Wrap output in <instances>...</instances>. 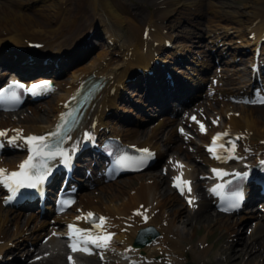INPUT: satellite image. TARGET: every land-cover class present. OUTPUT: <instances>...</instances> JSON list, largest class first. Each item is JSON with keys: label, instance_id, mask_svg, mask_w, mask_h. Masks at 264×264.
<instances>
[{"label": "bare ground", "instance_id": "bare-ground-1", "mask_svg": "<svg viewBox=\"0 0 264 264\" xmlns=\"http://www.w3.org/2000/svg\"><path fill=\"white\" fill-rule=\"evenodd\" d=\"M59 1L58 10H54L53 12L55 13L54 19H58V21L54 22L50 20L51 26L49 25L47 26V29H43L40 24V21L42 20H37L23 11L24 6L26 5L27 8L29 6L28 4L23 6V3L22 6H20L21 4L14 6L15 4L13 5V0H0V47L2 48L4 42L8 43V46H10L12 50L9 58L16 62L15 65H18L21 62L26 63L25 65L21 64L19 66H14V68L11 69L14 70V72H29L32 69H38L35 74H39L38 72L42 73L35 76V79L26 81L27 85H32L36 81L40 82L48 80L49 83L51 82L60 87L59 92L56 93L53 98L48 100V109L39 112V106L29 108V113L25 112V114L21 113L16 115L18 123L13 122L11 116L9 117L7 115L4 121L2 118L0 120L1 130H7L8 127H20L23 128V133L27 136H33L28 135L32 133L41 134L48 130L58 122L56 121V117L57 113L61 112V105L74 94L75 89L78 88L84 79L90 75L100 78L101 83H103V89L89 105L81 125H85L93 120L92 122H97L98 126H102L103 128L107 126L108 122L105 123L103 121L104 111L110 106L115 107L117 99H123V90H127V84L124 81L126 78L131 79L130 84L135 83L133 87L145 85L147 89L151 88L149 96L154 99L161 98L162 96L166 97L170 94L165 91L178 90L185 92L183 83L186 81L182 78L175 76L173 86L170 85L167 87L166 85H169V82L163 76L165 70L168 71L167 68L173 64L170 62L173 56H175V60L179 58V60L174 63L175 65H179V62L182 64L184 60L182 57L178 56V54L184 57L186 51H188L184 42L179 40L180 36L178 38L177 34L174 32L172 33L167 25H170L173 29L176 28V32H178L177 30H179L181 25L180 17H185L186 20L191 23L190 20L192 19V13L189 12H192L193 7L197 8L202 0H142L152 5L151 14L154 13L153 16H149L146 24L145 20L142 22L140 21L141 19L139 20V10L138 12L133 13L129 8V5L132 2L131 0H81V3L79 2L81 4L80 8L84 10L85 13L89 10L96 13V17L92 19L94 21L87 20L88 24L85 25V27L89 28L90 26V29L97 28V30L92 33L94 35L93 37L96 38H99L101 32L104 31L109 46L107 45V51L97 54L92 59L90 58L91 60L87 65L79 66L70 71L69 74L71 75L69 79L63 83L60 82L61 80L56 81L53 79V76L51 75V73L54 72L53 65H66L70 62H68L67 58L71 59L77 56L76 58L80 59L81 57L87 56L88 46H82L78 49L77 46H74L75 50L69 51L63 49L64 42L59 37V34L63 30H60L71 28L75 25L77 13H75L74 19H70L69 12L73 11V5L71 2H75L76 4V1L78 0ZM209 1L210 3L208 4L214 6L215 3L212 4L211 0ZM83 3H85V5ZM259 3L260 5L257 9L253 8V10H248L247 12L252 18L246 29V37H251V40L248 39L247 45H242V42L238 40L236 44H239V46L231 47L232 44L230 42L232 40H229L231 37L229 32L225 31L221 34L225 40L229 41L228 45L234 54V58L238 52H243L244 49L250 46L258 47L261 39L264 38V0L257 2V4ZM42 7L39 6L38 9L41 10ZM46 7L48 8V6ZM181 7L183 9L179 10ZM212 14L214 24L215 22L219 23L220 20L226 21L225 16L219 15V12L217 14L212 12ZM40 16L44 17L45 14L40 13ZM64 16H67V18L64 19ZM86 17H88V15H86ZM67 19L73 20L74 23L68 24L66 22ZM212 19L210 20L212 21ZM58 22H60L59 25ZM219 28L224 29L222 25H214L215 30H219ZM99 29L102 31L100 32ZM139 29L142 33L145 30H148V37L146 39L143 38L142 34L141 37L137 35ZM242 31H245V28H243ZM242 31H236V36L240 37V39L245 35H243ZM34 34H38L39 36L44 37V40H48L49 46L46 48L47 54H42L41 51L38 53L32 52L26 48V39L33 40L38 37H35ZM174 40H179L176 42V46L173 44ZM243 42L245 43L244 40ZM225 44L227 45V42ZM167 45L170 47V50H172L173 55L162 60L159 56L162 51L169 50ZM173 46L175 47L173 48ZM188 47L191 49V46ZM255 47H253V49H255ZM57 51L61 52L56 53ZM53 53H56L54 57L51 55ZM156 54L158 55L156 56ZM221 56L222 51L214 58L217 59ZM60 57L62 58L59 59ZM0 58L3 57L0 55ZM205 62L206 61H204V63ZM2 63H10V60L0 59V64ZM204 63L202 61L197 64L202 65ZM197 64V68H201ZM50 65H52V69ZM206 65H208V63ZM182 69H184V67H182ZM6 80L7 82H10L18 79L15 74L12 73L10 75L7 74ZM59 104L61 105L59 106ZM223 107L225 108L220 107V109H218V112L222 116V122H204L203 125L205 131L202 132L200 129L196 130L202 139L201 142L208 144L209 140H211V137H208V135L211 133V129L216 128V131L221 133H228L231 131L233 133L232 135L235 134L240 136L243 139L241 142L243 149L246 144L258 151H263L264 108L242 106L237 110L240 114L235 116L234 114L236 110H233L229 104H226ZM131 108L129 110L130 112H132ZM41 110H43V108ZM63 110L64 108L62 111ZM140 119L143 120L144 123L149 121L148 119L141 117ZM225 120L226 123H224ZM166 125L165 122H162L151 132L146 131L145 128L135 130L129 128V130H125L128 135H123V137L126 142L131 140L132 143L133 141L134 143H145L144 145L153 148L160 154L162 141L165 143L164 145L166 147L170 148L172 147L170 144L176 141L175 131L167 134L166 139L159 136L158 128L162 131V128ZM10 134L13 136L16 135V133ZM112 134L119 137V134H116L115 132H112ZM141 139L143 140L141 141ZM178 150L179 148H177V151ZM180 154L184 159L190 158L189 154L186 152H180ZM8 159V157L3 158L5 161ZM211 162L215 163L216 160H211ZM2 164L3 163L0 162V168H2ZM5 164L6 166L3 167L4 170H14L15 166H11L9 162H6ZM159 174L157 172L154 174H147L148 178L140 176L142 178H138L136 184H133L132 182L134 179H131V182H126V180H124L122 184L114 183L118 192L113 193L115 191L111 188L113 184L108 186V189L105 191L111 193V197L108 196L109 198L104 197L95 200H93L94 198L91 199L84 196L79 198L77 207L79 212L72 216V219L67 221V223L73 222V226L78 229L89 231L92 235H96L97 230L92 228V225L87 224V214L91 212L97 217L103 216L106 218L102 229L99 231L103 233H112L114 235L107 248L108 251L105 252V249H99L98 251L100 256L109 254L111 258L106 259L108 260L107 264H178L179 258L182 256L184 258L185 252L183 249V241L190 231L187 230L186 226H193V219L187 216H184L185 219H183L180 214L181 212L179 213L177 208H173L176 197L173 193H170L169 190H167L166 185H160L163 178ZM174 177H176V175H174ZM188 178H192L190 172H188V175H184V181H187ZM164 186L166 189L162 191V187L164 188ZM128 188L130 189L128 190ZM100 191L103 192V189H100ZM194 191L197 194L203 193L198 183L195 184ZM137 212L142 215H136L135 213ZM200 212L202 213L203 223H205L207 228L209 225L213 224L216 230L221 228V230H224L227 233L230 232V235L232 236L223 239L221 247L218 250V254L224 256L225 264H237L233 261L235 259L238 260V263L242 262L243 264H264V241L261 243L260 240L254 238V241L250 242L251 239L245 238V236H237L239 229L243 226L242 221L241 226L238 227V219L235 221H229L227 216H224L223 219H218L217 216H221V214L216 213L214 216L209 212L207 207L204 206L201 207ZM145 215L147 216L146 221L144 219ZM195 218H197V214ZM239 219H242V217H239ZM31 220L32 217L21 219L20 213L16 214L12 209L5 210L0 205V255L1 253L8 251V245L19 249L21 245L25 244L26 238L28 237V231H32V229L27 228ZM195 221L201 222L200 220ZM179 222L180 225H177ZM9 223H13V229H9ZM42 225L43 224L40 222L39 225L36 226L40 227ZM263 225L264 219L254 223L252 229L254 236H259V234L263 233ZM147 226L155 227L159 235L162 236L161 239H156L149 246L146 245L147 247L134 250L132 246L137 233ZM35 229L36 227L33 228V230ZM63 235H65V233H58L59 238L61 236L64 237ZM50 237L52 238L47 243L54 245L39 251L37 255L46 254L48 251H51L52 253L53 250L54 253L55 250L57 251L56 254H52L47 259L42 258L34 260L30 264H65V260H62L61 258L64 245L57 243L60 241L55 240L53 236ZM203 242L201 244H204ZM40 249H42V247ZM109 252H112V255ZM30 255L31 252L27 251L25 258ZM15 260L20 259L15 258ZM84 261L87 264H97L96 259L92 258ZM180 262L182 263L183 259ZM0 264L6 263L0 262Z\"/></svg>", "mask_w": 264, "mask_h": 264}, {"label": "rangeland", "instance_id": "rangeland-1", "mask_svg": "<svg viewBox=\"0 0 264 264\" xmlns=\"http://www.w3.org/2000/svg\"><path fill=\"white\" fill-rule=\"evenodd\" d=\"M14 1V0H13ZM132 1V3H131V5H133L132 6V8L133 9H135L136 8V6L135 5H137V1L138 0H131ZM140 1H142V0H140ZM209 0H202V4L200 3L199 5H198V7H197V12L196 13H194V12H189V13H192L191 14V20L190 21H192L193 20V25L191 24V23H189L187 20H186V18L185 17H180L181 18V21H180V23H181V25H180V27H179V31L178 32H176V33H178L177 35H178V38H179V35L181 34V32L180 31H183V32H185L184 33V40H181L182 38L180 37V41L181 42H184V44H185V47L187 46V50H189V51H194V53L195 54H197V55H199V53L200 54H203L204 52H207V47H206V45H207V43L211 40V41H213V39L214 38H216L219 34H216V33H221V30L222 31H225L223 28H219V30L218 31H216V30H214V28H212V29H210L212 26L214 27V25L215 24H219V25H222V27H225L228 31H230V32H232V33H235L236 34V31H242L243 30V28H245V31H242L243 32V37L241 38V42H242V45H247V42H248V38L246 37V29H247V27H248V25L250 24V21H251V16H249L248 14H247V12H248V10L249 11H251V10H253V8H255V9H257L258 7H259V5H260V3L259 4H257V2H261L262 0H211V2H212V4H214V6H210L208 3H210V1L208 2ZM45 2V3H44ZM81 3V0H78V1H76V4H75V2L73 3V2H71L72 3V7H73V11H70L69 12V18L70 19H74V16H75V13H77V17H76V22L78 21V24L75 22V24H76V27L74 26V27H71V29L70 30H67V31H65V29H61L60 31H62L61 32V36L59 35V37H60V39L62 40V41H64V40H66L67 39V36H68V38H69V35H67L69 32H70V35H75L76 33H78L82 28H85V25H87L88 24V21L87 20H92V19H94L95 17H96V13L94 12H90V13H85V11L84 10H82L81 8H80V3ZM84 2H86V1H84ZM255 2V3H254ZM24 3V4H23ZM59 3H60V1L59 0H15L14 2H13V5L14 6H18V5H20V6H22V4H23V6L25 5V4H28L29 6L26 8V5L24 6V8H23V11L25 12V13H27V14H30L31 16H33L34 18H36L37 20H42V21H40V24H41V26L43 27V29L45 28V29H47V26H51V24H50V22L51 21H54V22H57L58 21V19H54L55 17H54V14L55 13H53L54 12V10L55 11H57L58 10V7H59ZM204 3V4H203ZM45 4V5H44ZM46 4H48V5H46ZM84 5H85V3H83ZM31 5V6H30ZM217 5V6H216ZM249 5V6H248ZM39 6L40 7H42V9L41 10H39L38 8H39ZM46 6H48V8L46 7ZM204 6V7H203ZM216 6V7H215ZM219 6V7H218ZM202 8V9H201ZM215 8V9H214ZM222 8V9H221ZM213 9V10H212ZM200 10V11H199ZM215 12L216 14L219 12V15H221V16H225V20L226 21H222V20H220L219 21V23L218 22H215V20H214V22H215V24L213 23V19L211 18L212 17V12ZM221 10V11H220ZM22 11V10H21ZM22 11V12H23ZM150 11H152V7H151V5L148 3V4H146L145 6H144V9H143V12H141L140 13V18H139V20L142 22V21H144L145 20V24H146V22H147V19L149 18V16L151 15L150 13ZM199 11V12H198ZM202 11V12H201ZM50 12V13H49ZM133 13H136V12H138V10H136V11H132ZM40 13H43V14H45V16L44 17H42V16H40ZM48 14H49V16H48ZM86 15H88V17H86ZM93 15V16H92ZM211 16V17H210ZM88 18V19H86V18ZM249 17H250V19H249ZM50 18V19H49ZM65 18H67V16H64V19ZM54 19V20H53ZM210 19H212V21L210 20ZM51 20V21H50ZM184 20V21H183ZM195 20V21H194ZM197 20V21H196ZM48 21V22H47ZM71 21H73V20H66V22L68 23V24H70L71 23ZM85 21V22H84ZM92 21H94V20H92ZM61 22V21H60ZM60 22H58V25H59V23ZM70 22V23H69ZM80 22V23H79ZM196 22V23H195ZM212 22V23H211ZM74 23V22H73ZM82 23V24H81ZM228 25V26H227ZM168 27H169V29L171 30V31H173V28H171V26L170 25H167ZM231 28V29H230ZM42 29V28H41ZM188 29V30H187ZM241 29V30H240ZM210 30H212V32L210 31ZM77 31V32H76ZM193 31V32H192ZM201 31V33H204L203 35H201L204 39H203V41H205V43H203V42H199L200 44H198L197 45V47H193V44H196L195 43V41H193V40H191L188 36L190 35V36H192V37H194V32L195 33H198V32H200ZM173 33V32H172ZM35 35V37L36 36H38L36 39H39V38H41L40 39V41L41 40H44V37H41V36H39L38 34H34ZM188 35V36H187ZM177 38V39H178ZM247 38V39H246ZM72 38H70V39H67L66 41H64V43L65 42H68V41H70ZM193 39H196V38H193ZM233 39V38H232ZM234 41H232V42H234L235 43V39H233ZM243 40L245 41V43L243 42ZM247 40V41H246ZM190 42H191V44H190ZM218 44H220L219 46V49L221 50L222 49V42L221 43H218ZM233 44V43H232ZM7 45H8V43H7ZM209 45V44H208ZM97 53H99V52H101V48H102V45H101V43L97 40ZM188 46H191V49L188 47ZM234 46H239L238 44L236 45V44H234L233 45V47ZM251 48H253V46H250L249 47V49H251ZM196 51V52H195ZM169 53H172V51H168ZM251 54L247 51L246 53H243V55H241L242 56V58H244L243 59V63L245 62V64H250L251 63V56H250ZM190 56H192V52H191V54L189 55V57ZM200 56H202V55H200ZM89 59V57H86L84 60H85V64L87 63V61H86V59ZM261 58H262V60L264 61V54H262V56H261ZM206 59V58H205ZM246 59V60H245ZM83 60V61H84ZM207 60V59H206ZM230 60H231V58H230ZM192 61H193V59H191V62H190V65L189 66H187V69H186V71H185V75L186 76H190V73L192 74V73H194V64L192 63ZM84 65V64H83ZM237 66H240V67H237ZM238 68H240V70H237ZM235 70H237V71H235ZM213 71V70H212ZM212 71H211V73H212ZM190 72V73H189ZM233 73H235V74H238V73H240L239 75V77H237V80H232V79H230L231 80V82H234V83H236V84H230V85H227L228 87H230V88H232L233 86H238L239 88H240V85H238L237 83H243V82H245V83H247L246 81L248 80V66H244L243 64H242V62H239V64L238 65H235V67H232V66H229V65H226V67H225V71L224 72H222V74L224 75V78L223 79H226V78H228V77H231V76H234L233 75ZM232 74V75H231ZM243 76V77H242ZM66 77H68V74L66 75ZM239 78V79H238ZM229 80V81H230ZM242 87H246V85H243ZM237 89V88H236ZM240 90V89H239ZM238 90V91H239ZM214 100V99H213ZM213 100H209L207 103H203L202 105H203V107H204V109L206 110V112H207V114H208V116H209V119L211 120V123H213L214 121L216 122V121H221L220 120V113L218 112V109H220V107H222V108H225V107H223V106H225L227 103H229V102H227L226 104H224V105H213ZM204 102H206V101H204ZM121 104V103H120ZM43 108V110H45V109H47L48 108V104L47 103H42L41 105H40V109H42ZM221 108V109H222ZM234 110H238V109H235L234 107H232ZM39 109V110H40ZM22 111H26V109H23ZM42 110H40L39 112H41ZM258 111V110H257ZM256 111V112H257ZM133 116L135 115L136 116V111H134V112H130ZM118 126H123L124 127V125H118ZM147 127V125L146 126H142V127H139L140 129H143V128H146ZM118 128V127H117ZM163 135H164V132L162 133ZM176 145H178V146H181L182 147V144H181V141H176V143H175ZM175 144H173V145H175ZM182 150H183V148H182ZM173 152V150H171V151H169L168 153H172ZM165 156H167V155H165ZM174 156H176V154H174ZM192 156H194V155H192ZM196 156H194V160L193 159H191L193 162H195L196 161V158H195ZM191 161V162H192ZM197 162V161H196ZM196 164H198V163H196ZM155 169H152V170H150L149 172H146V173H141V174H139V175H136V176H131V177H125V178H121V180L120 181H118V182H116V184H122V182L124 181V180H126V182H129L131 179H134V180H132V182H133V184H136L137 182V179L138 178H142V177H140V176H144L145 178H148L147 177V174H150V173H155V171H154ZM131 182V181H130ZM111 184H113V182L112 183H110V185ZM107 185V184H106ZM160 185H164V181H162L161 183H160ZM113 186V187H112ZM111 186V188H113L115 191L113 192V193H117L118 191H117V187H116V185L115 184H113ZM121 187H122V185H121ZM108 189V187H103V192H101L100 190H97V191H94L95 190V188L94 189H92V190H87V191H84V192H82L81 193V196L82 195H88L89 196V198H91V199H93V200H95V199H100V198H104V197H107V198H109L108 196H110L111 197V193H109L108 191L106 192L105 190H107ZM130 188H128V190H129ZM164 189H166L165 187L163 188L162 187V191L164 190ZM161 191V192H162ZM95 195V196H94ZM120 195V194H119ZM121 196H122V194H121ZM106 198V199H107ZM107 201V200H106ZM172 207V206H171ZM170 207V208H171ZM173 208H177V211L181 214V216L183 217V219H185V217L184 216H187V217H191L192 219H193V226H186L187 227V230L189 231V234L185 237V240L183 241V249H184V258H183V256L181 257V258H179V263L178 264H225V262H224V256L223 255H219L218 254V250H219V248L221 247V243H222V240L223 239H225L226 237L228 238V233H226L225 231H223V230H221V228L220 229H218V230H216L215 228H214V226H213V224H211V225H209L208 226V228L206 227V225H205V223H203L204 221L202 220V213L200 212L198 215H199V218H198V215H197V218H195L196 217V212L198 211H196V212H190L189 213V211L188 210H186V208L185 207H183V205H182V201H181V199L179 198V199H176V201H174V205H173ZM210 213L212 214V215H215V212L212 210V208H210ZM200 211V210H199ZM198 211V212H199ZM185 214V215H184ZM71 215V214H70ZM179 215V214H178ZM21 216H23V217H26V216H24V215H21ZM219 218H222V217H219ZM234 220V219H236V218H229V220ZM195 220H200L201 222H197V221H195ZM181 222V221H180ZM180 222L179 223H177V225H180ZM35 225H37V224H35V222H30L29 224H28V226H27V228L28 229H32V231H28V234H27V238H28V242L29 243H31V242H33V241H38V240H40L43 236H45L48 232H49V230H50V228L48 229V230H45L39 237L37 236L38 235V230H39V228L37 229H35V231L33 230V228L34 227H36ZM196 226V227H195ZM9 229H13V223L12 224H10L9 223ZM212 229V230H211ZM31 233V234H30ZM192 233V234H191ZM243 234H244V231H243ZM160 238H158V239H161V237L162 236H159ZM257 239L258 240H260L261 241V243L264 241V234L263 233H261V234H259V236L257 237ZM263 239V240H262ZM203 240H204V242H203ZM252 241H254V238L253 239H251L250 240V242H252ZM204 243V244H201V243ZM60 244V243H59ZM263 245H264V242H263ZM36 246H37V248H36ZM41 246H42V244H36L35 246H33L32 247V250L33 249H35L36 251H34L33 252V254H37L38 252H39V248H41ZM48 247H51V246H53L52 244H50V245H47ZM26 248H28V249H31V246H30V248H29V245H24L20 250H19V252H21V253H24L22 250H24V249H26ZM203 248V249H202ZM31 250V251H32ZM205 250V251H204ZM14 251L15 250H11V251H8V252H6L4 255H3V257L1 258V261H11V259L14 257V256H12L11 258H10V256H11V254H13L14 253ZM56 250H55V253H54V255L56 254ZM217 252V253H216ZM61 253V252H60ZM199 253V254H198ZM25 254V253H24ZM24 254H20V257H23V255ZM61 258H62V260H63V258H64V256H65V252H64V250H62V253H61ZM36 257H41V255H37ZM34 258L35 257H31L29 260H27V262L28 263H30V262H32L33 260H34ZM94 258V257H93ZM181 259V260H180ZM182 259H183V262L181 263L180 261H182ZM77 261L80 263V264H87L85 261H83L82 260V258L79 256V257H77ZM235 263H237V264H243L242 262L241 263H238V260L237 259H235V260H233ZM222 262V263H221Z\"/></svg>", "mask_w": 264, "mask_h": 264}, {"label": "snow or ice", "instance_id": "snow-or-ice-1", "mask_svg": "<svg viewBox=\"0 0 264 264\" xmlns=\"http://www.w3.org/2000/svg\"><path fill=\"white\" fill-rule=\"evenodd\" d=\"M11 87L13 88H21L23 87V85L19 84V83H15L13 84ZM43 87H47V85H34L32 88L33 93L35 94V90L37 88H43ZM12 100L16 101L19 99V97L16 95L15 92H13L11 94L10 97ZM261 103H264V100L261 101ZM193 120H195V117H193ZM215 123V121L213 122ZM200 130L202 132L205 131L204 125L200 124ZM16 131L17 135L16 137H12L9 139V143H15L17 138H21L22 136V130H14ZM181 132L183 133V130L181 129ZM7 134L6 130H0V137H3ZM50 135H58V133H52ZM228 133L224 132V133H218L215 137H213L212 139V144L211 146L208 148V151L210 153H212L215 158L217 159H225V157L218 155L216 153V149L220 148L223 149V151L228 152V159H234L236 158L234 153H235V148H236V144L234 142V140H238L240 139V137H236L234 139H230L228 141H226V143H228L230 145V148H224V144H218V141L222 140L223 137L227 136ZM48 139V137H44V136H28L26 138H24V142L26 144H29L30 147V152L35 153L37 155H42V156H47V158L51 159L53 158L55 155H57L56 152H44L43 149L47 148L48 145L45 143V141ZM142 153V156L139 160L134 161V163H136L137 165H143L146 163V161L148 159H151L154 156V153L150 152L148 149H142L140 150ZM59 155L61 156H65L66 157V153L60 152ZM132 158L124 156L120 158L119 163L121 165H126L127 162L131 161ZM33 156L30 155L28 157L27 160H25L24 162H22L19 165V171L17 172H12L10 174L6 173V170L4 169H0V183H4L7 186H9L10 188H13V191H15V189H18L20 187H36L37 184L42 183L47 175L50 174V172L45 169V171L40 174H33L32 173V169L34 167L33 163ZM65 163L67 164L68 161L67 159L65 160ZM264 163V162H262ZM41 167H44L43 165H41ZM177 167H183V165H180L179 162H177ZM215 171V170H214ZM222 173H217V175H221ZM183 175V173L180 174V176L177 177H173V186L176 187L181 194H184V189L185 187H187V190L189 192H191V187H190V182L189 181H181V176ZM239 175V174H237ZM244 178L247 177V174H243ZM14 186V187H13ZM237 200L242 199V195L238 194L236 197ZM189 203H192L191 200H189ZM235 206V205H233ZM136 215H142L141 213L137 212L135 213ZM86 219H88L89 221L92 222V228L97 230V234L96 235H92L91 232L89 231H85V230H81L78 228H75L72 225H69V232H70V236L69 239L72 241V243L69 245V247L71 248V250L73 252L76 251H83L86 254H92L91 250L87 247V245L91 244L92 246H94L95 248H99V249H106L109 247L111 240H112V236L114 234L112 233H103L100 232L99 230L102 229L106 218L101 216V217H95L93 213L89 212L87 214ZM145 221L147 220V216H144ZM80 245H83V247H80ZM69 261L70 264H72V258L69 257Z\"/></svg>", "mask_w": 264, "mask_h": 264}, {"label": "water", "instance_id": "water-1", "mask_svg": "<svg viewBox=\"0 0 264 264\" xmlns=\"http://www.w3.org/2000/svg\"><path fill=\"white\" fill-rule=\"evenodd\" d=\"M147 232V231H146ZM148 232H149V229H148ZM148 234V233H147ZM147 234H146V236L145 237H140L139 236V238L138 239H136V241H135V246H137V247H142V245L144 246L145 244H147V243H149L152 239H154L156 236H157V233H153V234H151V237L150 238H148L147 237ZM141 235H143V232H141ZM156 235V236H155ZM141 240V241H140ZM139 241L141 242V243H139Z\"/></svg>", "mask_w": 264, "mask_h": 264}]
</instances>
